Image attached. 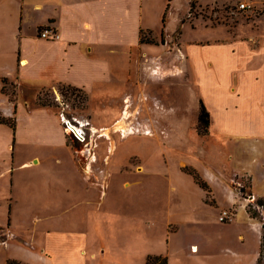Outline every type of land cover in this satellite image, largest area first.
<instances>
[{
    "label": "rangeland",
    "instance_id": "obj_1",
    "mask_svg": "<svg viewBox=\"0 0 264 264\" xmlns=\"http://www.w3.org/2000/svg\"><path fill=\"white\" fill-rule=\"evenodd\" d=\"M151 1L141 15L140 30L152 29L144 33L152 41L148 49L140 48L131 37L129 43H99V64L112 75L108 83H99V102L63 85L35 90L8 79L3 83L2 92L12 103L20 101L30 109L43 103L62 118L61 125L72 134L67 143L81 175L65 148L25 142L16 146L21 154L16 166L33 156L42 163L17 174L18 195L6 197V202L4 194L0 196V224L12 232L6 245L1 240L7 236H0V264L16 256L25 264H49L37 260L36 249L56 256L51 249L54 239L47 233L64 228L79 229L77 233L87 239V257L81 264H146L148 254L165 250L168 235L176 228L192 229L190 237L197 243H202V237L210 242L208 253L214 255V262L202 259L199 264H257L253 258L260 255L261 238L247 228L239 240L238 227L220 220L223 209H232V196L237 199L236 210L251 202L246 200L249 194L256 200L264 198L259 92L244 94L240 81L226 91L224 64L228 63L217 47L222 45L218 39L233 36L231 30L243 35L247 31L244 17L251 13L238 11L237 4L243 0L200 8L190 3L189 9L188 0L172 4L167 0L172 5L167 14L165 0ZM224 11L227 17L243 16L238 18L240 25L231 21V26H209L210 20L214 24L227 21L221 15ZM179 16H184V27ZM43 30L48 29H40L39 36ZM50 31L56 37L49 41L60 39L57 31ZM156 45L159 48L154 49ZM4 50L9 51L10 45ZM209 54L217 59L213 62ZM8 57L7 69H12L13 55ZM237 75L240 79V73L234 79ZM5 106L1 104L0 111ZM69 120L75 131L86 132L87 143L79 144L66 128ZM82 177L98 183V190L85 196L79 183ZM67 185L72 193L66 192ZM249 206L264 219V208H257L256 202ZM77 237H68L67 244H84ZM227 247L234 249V256L224 255ZM60 249L58 255L63 253ZM93 251L95 259L90 258Z\"/></svg>",
    "mask_w": 264,
    "mask_h": 264
},
{
    "label": "crops",
    "instance_id": "obj_2",
    "mask_svg": "<svg viewBox=\"0 0 264 264\" xmlns=\"http://www.w3.org/2000/svg\"><path fill=\"white\" fill-rule=\"evenodd\" d=\"M165 1L168 7L167 14L172 6L170 4L174 0L168 1V3L167 0ZM191 1H187L188 9ZM196 1V5L200 8V6L205 7L211 5L210 3L216 4L217 2L224 5L230 0ZM243 1L249 2L254 8V13L251 16L244 17L246 18L247 31L243 35H238L231 30L232 37L218 39V43L222 44L217 46L220 56L222 58L224 56V60L228 63V65L224 64L226 74L224 88L226 91H232L235 81H240L241 92L244 94L258 90L256 92L259 93L256 94L260 97L262 122H264V0ZM150 4H152L151 0H0V105L6 104L4 111H0V117L15 120L14 131L10 126L0 124V135L4 134L3 137L0 136V140H2L0 196L2 193L4 194L5 202L6 197L11 195L14 198V194L18 195L17 174L27 171V169H35L42 163L40 157L33 156L32 159L16 166L15 160L21 155L18 149L16 151V146L21 142H25L27 145L56 146L67 149L69 158L74 162L73 167L77 173L80 174V172L75 164L73 151L67 143L68 137L70 139L73 137L61 125V122L63 124L62 118L59 119L54 111L44 106L30 109L29 105L23 102L12 103L7 94L2 92L4 81L12 80L16 84L23 87L30 86L35 90L53 88L56 85L70 86L85 92L93 102H99V98H97L99 97V83H108L109 78L112 77L111 72L99 64V43H129L128 40L131 37L133 42H138L139 47L148 49L147 46L150 45L140 43L139 38L142 32L140 30L143 29L141 28V15L145 14L146 8L149 10ZM176 12L177 10H175ZM221 15L227 21L219 20L214 24L210 20L209 23L207 22L209 26L214 28L223 25L231 26V21H235L239 26L240 19L238 18L243 17H227L225 11ZM165 16L161 17L162 24ZM183 19L184 16H179L181 27L186 25ZM195 20L199 19L195 18ZM41 28L57 31L60 39L49 41L40 38L39 30ZM145 28L143 32L152 30L151 27ZM7 44L10 45L9 51L4 50V46L6 47ZM155 48L159 47L156 45ZM180 51L185 55L182 48ZM8 54L13 55L12 69H7ZM209 58L214 62L217 56L209 54ZM237 73H240V79L238 75L234 79ZM12 76L14 78H11ZM94 91H97V94H94ZM226 94L228 96V92ZM30 132H32V137H29ZM260 134L262 133H258V135ZM79 183L80 187H83L81 192L85 196H90L89 193H93L99 188L98 183L91 184L83 177ZM246 186H250L249 179ZM71 187L70 185L66 189L67 193L73 192ZM232 197V209L229 211L233 214V218L229 223L238 227L237 239H244V229L247 228L255 232L257 239L261 238L262 222L255 223L254 221L257 219H253L249 215L247 211L249 202H244L240 205L241 210H236L237 199ZM252 198L253 201L256 200L253 196ZM84 202L89 203V201ZM13 213L14 207L12 206L9 210L10 219H12ZM8 230L9 228L0 224V236H7L1 240L2 243H5L3 245H6L11 238L12 232ZM181 230V228H176L169 233L165 250L154 251L148 256L165 257L168 259V264H185L187 261L199 264L202 259L205 261L211 259L214 262V258H212L214 255L208 253L210 242L206 238L202 237V243H197L190 237L193 235L192 229H186L183 232ZM78 231L79 229L68 228L51 229L47 235L54 239L51 249L55 250L56 256L50 250L39 252L36 249L37 260L49 264H81L82 259L87 257V239L81 237L82 234L77 233ZM71 235H79L80 237L76 239L84 241V244H67L70 241L68 237ZM23 246L31 249L32 244ZM60 246L63 253L58 255V252L62 251ZM234 254V249L229 247L224 251V255L229 258ZM90 258H96L95 251L91 252ZM215 258H220V256ZM258 258L259 253H256L253 261H258ZM10 261L23 263L17 256L11 258Z\"/></svg>",
    "mask_w": 264,
    "mask_h": 264
},
{
    "label": "trees",
    "instance_id": "obj_3",
    "mask_svg": "<svg viewBox=\"0 0 264 264\" xmlns=\"http://www.w3.org/2000/svg\"><path fill=\"white\" fill-rule=\"evenodd\" d=\"M195 4H196V0H192L191 6L194 7ZM163 24L165 26V19L163 20ZM177 32H180V30H177ZM144 33L145 32H143V31L141 32V43H147V44L152 43L151 40L145 39ZM5 81H4V83H5ZM68 88L75 90V88H72L70 86H68ZM40 105L45 106V104H43V103H41ZM202 114L205 116L204 118H206V120H205L206 126L205 127H207L209 125V119H208V113L204 110V107L202 109ZM0 124L8 125L13 129V131L15 130V120L13 118L6 119V118L0 117ZM201 185L204 188H207V185L205 183L201 182ZM250 197H252V195L249 194V196L246 198V200ZM253 202H256L257 208H264V199H258L255 201H251L249 203H253ZM247 211H248L249 215L251 216V218L257 219L260 222H262L261 250H260V255H259L257 264H264V219L261 218L262 216L257 210L254 211L250 206L247 207ZM8 264H24V263H20L17 261H9ZM146 264H168V259L165 257H162V256H152L151 255V256L147 257Z\"/></svg>",
    "mask_w": 264,
    "mask_h": 264
},
{
    "label": "built area",
    "instance_id": "obj_4",
    "mask_svg": "<svg viewBox=\"0 0 264 264\" xmlns=\"http://www.w3.org/2000/svg\"><path fill=\"white\" fill-rule=\"evenodd\" d=\"M237 8H238V11H241V12H246V13H251V14L254 13L253 6L251 4H249V2H247V1H243V2L238 3ZM40 37L43 39H46V40H53V39H55L56 36L50 30H43L40 33ZM66 125H67L66 128L70 129V131L74 134L76 139L81 140V141L84 140L83 131L78 130V129H77V131H75L73 124L71 123L70 120L67 121ZM249 199H250V201H253L252 197H250ZM220 220L222 222L231 221L232 220V213L224 210L221 213Z\"/></svg>",
    "mask_w": 264,
    "mask_h": 264
},
{
    "label": "flooded vegetation",
    "instance_id": "obj_5",
    "mask_svg": "<svg viewBox=\"0 0 264 264\" xmlns=\"http://www.w3.org/2000/svg\"><path fill=\"white\" fill-rule=\"evenodd\" d=\"M164 28H165V26L163 25V27H162V31H161V41H162V40L164 41V39H163V36H164ZM163 41H162V42H163ZM83 133H84V131H83ZM85 134H86V132H85ZM85 134H84V135H85ZM86 136H87V137H84V140H83V141L77 139L78 143H79V144L87 143V141H88L89 138H88V135H86Z\"/></svg>",
    "mask_w": 264,
    "mask_h": 264
}]
</instances>
